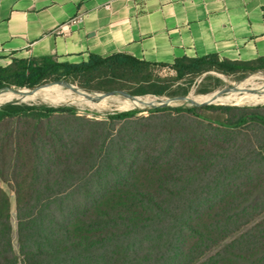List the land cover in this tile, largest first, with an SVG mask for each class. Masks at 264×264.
<instances>
[{
    "label": "trees",
    "instance_id": "1",
    "mask_svg": "<svg viewBox=\"0 0 264 264\" xmlns=\"http://www.w3.org/2000/svg\"><path fill=\"white\" fill-rule=\"evenodd\" d=\"M162 66L124 52L78 64L13 58L0 64V89L70 95L79 90L44 83L71 78L134 96L185 95L178 80L246 75L264 70V58L181 57L170 79L152 73ZM138 112L92 119L72 106H0V181L15 195L17 235L15 249L0 186V264H264V106ZM139 168L154 171L151 188L138 184Z\"/></svg>",
    "mask_w": 264,
    "mask_h": 264
},
{
    "label": "crops",
    "instance_id": "2",
    "mask_svg": "<svg viewBox=\"0 0 264 264\" xmlns=\"http://www.w3.org/2000/svg\"><path fill=\"white\" fill-rule=\"evenodd\" d=\"M117 52L166 65L264 58V0H0L4 64L48 56L78 64Z\"/></svg>",
    "mask_w": 264,
    "mask_h": 264
},
{
    "label": "rangeland",
    "instance_id": "3",
    "mask_svg": "<svg viewBox=\"0 0 264 264\" xmlns=\"http://www.w3.org/2000/svg\"><path fill=\"white\" fill-rule=\"evenodd\" d=\"M13 58H11L12 60ZM7 61V58H3L0 56V64H4ZM153 74H157L161 76L162 78H172L174 76V72L169 66H162V67H154L152 70ZM65 80L68 84H71L77 88H79V91H76L72 94H70L68 97L75 101L76 103H64L63 101H58L54 97H49L47 92H40L37 94L36 99H25V100H19L21 98H13L16 102L19 103H27V104H37V105H51V106H72L76 109L77 113L79 115H84L86 117L92 118V119H104L107 117L109 113L113 112H119V111H127V110H138V115H147L149 110L155 107H144L140 108V106H130L127 108H120L123 106L127 99H123L122 96L118 94L110 95L111 101L104 102L102 100H96V98H105V96H99L95 95L94 93H106L109 91H118L120 89H114V90H106L107 86L104 83V80H93L89 83V86H92V88L85 87L82 85L83 82L77 80V79H68V78H62ZM190 79V77H186L185 79L178 80L175 82V85L173 88H177V85L181 88L187 87V94L185 95H175V96H154L151 94L142 95L140 97H149L154 99H161V98H173L177 96H190L194 97L193 100L197 99H215L220 98L219 100H210V103H205L202 105H236V106H246V107H252V106H264V70H258L251 72L246 75H242L241 73L226 75L223 73H220L215 70H210L207 72L202 73L201 75L195 76L192 78V81L188 83L187 81ZM54 80H50L45 82L50 83ZM43 85V84H42ZM60 87H66L69 89H72L68 85L60 84L57 85ZM13 88H17L15 86H11ZM54 87V86H52ZM18 89V88H17ZM31 89V88H29ZM1 90V89H0ZM74 90V89H73ZM122 91H126L125 89H121ZM52 91V90H48ZM222 93H218V92ZM27 95H31L30 92H26ZM53 92V91H52ZM56 95H63L57 91ZM129 93V92H128ZM233 93H237L238 97L251 100V99H261L259 102H242L240 100L234 99L232 100ZM40 94H43L40 96ZM93 97V98H92ZM228 97V98H224ZM223 98V99H222ZM9 100V99H5ZM10 102V101H8ZM167 102V101H165ZM7 103V102H5ZM2 103L1 105L5 104ZM0 105V106H1ZM162 106H181V107H190V106H199V105H193L190 102H187L185 100H171L168 105H162ZM155 173L153 170L146 169V168H139L137 173V181L140 186H144L146 188H151L153 184ZM0 186L5 192L8 194L10 198V212H11V222L13 226V243L15 246V249H17V235H16V220H15V207H16V200L14 193L9 189V187L0 181ZM254 223V222H253ZM253 223L250 225L244 227L242 231L249 228ZM228 241V240H227ZM227 241L223 242L222 245H224ZM221 245V246H222ZM218 248L213 249L208 253V255L214 253Z\"/></svg>",
    "mask_w": 264,
    "mask_h": 264
},
{
    "label": "bare ground",
    "instance_id": "4",
    "mask_svg": "<svg viewBox=\"0 0 264 264\" xmlns=\"http://www.w3.org/2000/svg\"><path fill=\"white\" fill-rule=\"evenodd\" d=\"M48 84H53V83H48ZM66 85L71 87L70 84H66ZM39 87H42V86H39ZM54 87H60V86H54ZM47 88H51V87H42V88L34 89L32 91L29 90V88H18L19 90H13V89L1 90L0 91V103H5V102H8V101L15 100L13 98H21L19 100L36 99L37 98V94L40 93V92H47L48 93L47 95L50 98L54 97L56 100L63 101L64 103H67V104L76 103L75 101L71 100L68 97L69 95H61V96H59V95H56L55 94L56 92H54V91L52 92V91H48V90H42V89H47ZM74 88H76L77 90H80L79 88H77L75 86H74ZM74 88H72L71 90L72 91L76 90ZM23 91H26V92H30L31 91V95H27ZM97 94H99V93H97ZM41 95H43V94H40V96ZM191 98L193 99L194 97H191ZM224 98H228V97H224ZM232 98H233L232 100L237 99V100H240V101H242L244 103H245V101H247V102H259L262 99V97H261V99L246 100V99L238 97L237 93H233ZM5 99H9V100H5ZM102 99H103L104 102H108L109 103L111 101L110 100L111 96H106L105 98H96V100H102ZM217 99L219 100L220 98H215V99H197V100H194V101H196V102H209L210 100H217ZM165 101H168V100H166L165 98L154 99V98L140 97L139 96L138 98H129V99H127L125 104L123 106H121L120 108H127V107H130V106H137V105L140 106V108H144V107H150V106H153V105L165 104L166 103Z\"/></svg>",
    "mask_w": 264,
    "mask_h": 264
},
{
    "label": "water",
    "instance_id": "5",
    "mask_svg": "<svg viewBox=\"0 0 264 264\" xmlns=\"http://www.w3.org/2000/svg\"><path fill=\"white\" fill-rule=\"evenodd\" d=\"M50 83H56V84H64V85H66V84H68L65 80H63V79H57V80H54V81H52V82H50ZM70 86L72 87V88H74V86L73 85H71L70 84ZM38 88V87H37ZM4 89H13V90H19V89H17V88H13V87H5V88H2L1 90H4ZM34 89H36V88H31V89H29V90H34ZM74 89H76V88H74ZM0 90V91H1ZM77 90V89H76ZM218 93H222V92H218ZM114 94H118V95H120V96H122V97H124V98H138L139 96H134V95H131L130 93H128V92H126V91H122V90H118V91H109V92H106V93H102V95H104V96H110V95H114ZM93 98V97H92ZM166 100H168L165 104H161V105H153L152 107H158V106H162V105H168L169 104V102L171 101V100H185V101H187V102H190L191 104H193V105H202V104H205V103H210V102H196V101H194L191 97H189V96H177V97H173V98H167Z\"/></svg>",
    "mask_w": 264,
    "mask_h": 264
}]
</instances>
